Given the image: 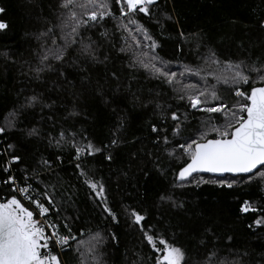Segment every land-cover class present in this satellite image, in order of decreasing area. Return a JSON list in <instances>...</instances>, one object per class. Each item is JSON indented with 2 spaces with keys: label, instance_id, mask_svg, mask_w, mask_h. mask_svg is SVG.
Instances as JSON below:
<instances>
[{
  "label": "trees",
  "instance_id": "obj_1",
  "mask_svg": "<svg viewBox=\"0 0 264 264\" xmlns=\"http://www.w3.org/2000/svg\"><path fill=\"white\" fill-rule=\"evenodd\" d=\"M55 4L56 0H0V8L4 9L0 20L8 25L0 30V126H6L13 110L19 111L13 120L15 126L0 133V164L18 155V172H22L26 168L31 171L42 160L50 161L55 173L49 177L52 183L72 186L74 202L66 214L79 218L73 225L77 239L85 241L86 249L90 236L100 231L106 238V264H132L134 253L146 264H154L150 248L141 243L139 230L129 227L125 208L144 214L145 227L152 225L160 237L187 250L193 264L203 261L209 249L217 251L221 259L233 258L228 249L233 254L248 253L243 256L246 264L257 259L264 253V226L253 229L249 225L257 217L264 218V184L259 178L232 188L210 182L197 187L184 181H175L184 186L173 187L175 174L184 162L179 158L182 150L175 144H169L167 151L163 144L157 147L156 134L151 132V125L156 124L165 129L161 136L172 138L170 114H164L169 119L161 124L162 114L156 108L157 104L162 108L171 105L176 110L172 88L143 68L130 67V54L106 43L98 53L101 62L74 67L70 54L68 64L59 69L67 79L47 69L37 78L34 69L41 67L39 58L51 44L40 34L56 23ZM152 11L151 20L143 18V23L160 45L159 56L172 62L173 71L189 64L201 68L202 74L217 72L216 65H204L197 58L205 46L214 48L221 60L250 64L258 57L264 59V30L258 27L264 19V0H159ZM106 27L113 32L115 22ZM116 35L125 36L139 56L127 33ZM92 38L98 39V34ZM178 79L186 84L198 78ZM208 80L214 82L211 76ZM32 96L38 100L28 106L27 98ZM121 121L123 127L118 128ZM29 129H36L37 134L28 135ZM61 131L66 139L74 136L81 147L91 142L101 149L92 157L82 156V167L104 184L118 222L102 214L91 191L77 178L71 148L65 144L61 150L54 141L49 144L50 138H58ZM184 135H188V129ZM113 139L117 140L114 146ZM107 155L112 159H105ZM195 175L205 180L217 178ZM223 178L232 177L226 174ZM162 195L169 199L162 201ZM173 201L183 206L173 207ZM244 201L256 211L241 213ZM79 229H83L82 235ZM110 234L116 236L115 242ZM66 251L64 264H78L79 253Z\"/></svg>",
  "mask_w": 264,
  "mask_h": 264
},
{
  "label": "snow or ice",
  "instance_id": "obj_2",
  "mask_svg": "<svg viewBox=\"0 0 264 264\" xmlns=\"http://www.w3.org/2000/svg\"><path fill=\"white\" fill-rule=\"evenodd\" d=\"M158 2L56 0V23L50 24L40 34L50 39L51 44L43 49L39 58L41 67L34 69L37 78L40 72L47 69L67 79L65 72L59 69L68 64L67 57L70 54L74 67H79L80 63L101 62L98 53L105 43L107 47L130 54V67L143 68L152 78L168 85L175 93L176 110H172L171 105L163 108L156 105L162 114L161 124L169 119L164 114H170L172 138L166 134L160 135L165 131L164 128L151 125V132L156 134L154 144L157 147L163 144L167 151L169 144H175L182 150L179 158L184 162L175 174L173 187L184 186L175 183L184 181L197 187L210 182L232 188L235 184L244 183L245 180L251 182L256 178L264 184V59L258 57L250 64L231 59L221 60L214 48L205 46V51L197 58L204 65H216L217 72L202 74L201 68L189 64H182L178 71H173L172 62L159 56L157 49L160 45L143 23V18L151 20L152 10L158 6ZM2 12L4 9L0 8ZM113 21L115 27L110 33L106 25ZM7 27L6 22L0 20V30ZM258 27L264 30V19H260ZM121 31L132 38L139 56L135 54L133 45L127 43L125 36L116 35ZM97 34L98 39L94 40L92 37ZM53 61L56 62L55 66ZM209 76L214 82H209ZM178 77L198 79L194 83L181 84ZM177 85H180L178 90ZM27 100L28 106H31L38 98L32 96ZM181 108L183 112L179 111ZM18 115L19 111L13 110L6 126H0V133L14 127L13 120ZM189 116L192 117L191 121ZM117 127L122 128L123 121ZM185 129H188L187 136L184 135ZM36 134V129H29L28 135ZM53 141L61 150L65 144L71 148L72 158L76 161L74 170L77 178L82 179L91 191L102 214L110 217L112 222H118L116 212L109 205L104 184L95 180L82 167V156L92 157L101 149L91 142L81 147L75 142L74 136L66 139L63 131L58 138H50L49 144H53ZM116 144L117 140L113 139L111 145ZM12 147L8 145V149ZM168 155L176 158L173 152H168ZM56 159L60 160L61 157L57 156ZM105 159L111 160L112 157L107 155ZM19 161L20 156L11 155L0 164V264H64L62 256L67 254V249L79 253L78 264H106L103 252L105 236L100 231L95 232L85 249V241L77 239V230L73 226L79 218L66 214L74 202V193L70 194L72 186L58 187L52 183L49 177L55 173L50 161L42 160L31 171L26 168L18 172ZM198 173L214 174L217 178L205 180L194 175ZM226 173L231 174L230 180L223 178ZM160 199L169 198L162 195ZM172 206L183 205L173 201ZM255 211L248 201L240 206L241 213ZM124 212L129 227L139 230L141 243L150 248L154 264H193L187 250L160 237L152 225L145 227L144 214L134 208H125ZM254 226H264V218L254 219L249 228L254 229ZM78 231L83 234V229ZM110 235L115 242L116 236ZM228 239L231 240V237ZM72 242H75V248ZM201 243L204 244L203 241ZM228 253L233 256L231 260L221 259L217 251L209 249L204 260L197 264H246L243 256L248 253L233 254L231 249H228ZM134 255L136 259L132 264H146L139 254ZM247 264H264V253L258 254L257 259Z\"/></svg>",
  "mask_w": 264,
  "mask_h": 264
},
{
  "label": "water",
  "instance_id": "obj_3",
  "mask_svg": "<svg viewBox=\"0 0 264 264\" xmlns=\"http://www.w3.org/2000/svg\"><path fill=\"white\" fill-rule=\"evenodd\" d=\"M198 174H208V175H212V176H214V174H210V173H198ZM227 174V173H226ZM226 174H224V175H226ZM195 175V174H194ZM228 175H231V174H228ZM246 175H249V174H246Z\"/></svg>",
  "mask_w": 264,
  "mask_h": 264
}]
</instances>
